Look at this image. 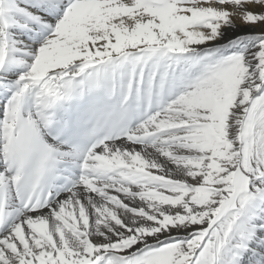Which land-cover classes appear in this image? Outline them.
<instances>
[{
  "label": "snow or ice",
  "instance_id": "1",
  "mask_svg": "<svg viewBox=\"0 0 264 264\" xmlns=\"http://www.w3.org/2000/svg\"><path fill=\"white\" fill-rule=\"evenodd\" d=\"M0 264H264V0H0Z\"/></svg>",
  "mask_w": 264,
  "mask_h": 264
}]
</instances>
